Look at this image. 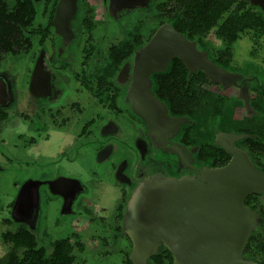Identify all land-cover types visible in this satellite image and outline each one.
Listing matches in <instances>:
<instances>
[{
	"label": "flooded vegetation",
	"instance_id": "obj_1",
	"mask_svg": "<svg viewBox=\"0 0 264 264\" xmlns=\"http://www.w3.org/2000/svg\"><path fill=\"white\" fill-rule=\"evenodd\" d=\"M255 1L246 0L244 10L264 17V0ZM60 2L0 0L13 33L5 36L3 43L11 45L0 52V61L15 55L34 60L26 71L27 86L20 90L17 77L0 67V146L9 149L0 155L9 162L8 170L25 177L16 184L10 215L0 218V250L10 246L0 264L14 248L6 235L20 231L32 233L36 248H45L47 254L58 241L68 240L77 259L75 245L78 250L84 247L70 236L80 235L76 229L83 230L82 237L94 236L102 252L110 249L111 241L123 239L127 263L135 264L130 255L133 241L123 224L132 190L153 174L199 177L206 166H224L232 157L217 139L236 131L219 127L221 118L203 121L200 102L193 113L172 110L169 96H215L232 111V120H247L258 101L264 108V68L250 62L236 65L240 63L234 43L239 37L229 43L219 34L218 24L207 33L173 25L218 70L210 76L204 68L191 70L182 58L173 56L163 70L138 80L135 54L162 24L170 23L174 0H149L147 5L117 10L111 9L110 0H71L65 9H59ZM228 14L224 12L219 23ZM154 15L167 17L155 23ZM249 30L264 34L252 28L240 34ZM252 67L258 71L251 73ZM3 80L10 83L12 93L2 86ZM232 87L238 94H229ZM138 94L148 101L147 109H157L158 123L152 125L140 116L139 99L134 98ZM164 105L170 120L186 119L172 127ZM241 106L249 109V116L236 115ZM240 139L231 144L247 151ZM21 154L25 155L21 160L15 158ZM3 169L0 164V172ZM29 180L37 181L40 197L35 227L30 223L33 214L26 220L14 215L18 194ZM113 195L116 207L109 214L105 202ZM44 201L54 208L52 221L46 214L43 219ZM12 224L17 225L15 230ZM52 230L56 237L47 241ZM24 250L17 254L23 257Z\"/></svg>",
	"mask_w": 264,
	"mask_h": 264
},
{
	"label": "water",
	"instance_id": "obj_2",
	"mask_svg": "<svg viewBox=\"0 0 264 264\" xmlns=\"http://www.w3.org/2000/svg\"><path fill=\"white\" fill-rule=\"evenodd\" d=\"M70 2L61 0L59 9H65ZM148 2L110 0V7L117 10ZM173 56L182 58L191 70L204 68L210 76L218 70L205 54L197 51L194 42L166 22L135 54L136 78L163 70ZM7 82L3 80L2 86L11 91ZM35 82L36 75L32 86ZM134 98L139 99L136 110L140 116L152 125L158 123L157 109L152 106L147 109L149 103L140 94ZM153 99L159 101L157 97ZM164 109L172 127L186 119L170 120L165 105ZM244 136L229 133L218 137L217 143L232 155L224 166H206L199 177L153 174L132 190L123 224L133 241L130 255L135 264H148L150 256L162 246L171 251L174 264H262L243 255L260 218V213L246 204V198L251 193L264 194V171L254 164L247 151L231 144ZM35 183L27 181L14 206V215L19 220L34 215L30 222L33 227L40 210Z\"/></svg>",
	"mask_w": 264,
	"mask_h": 264
},
{
	"label": "trees",
	"instance_id": "obj_3",
	"mask_svg": "<svg viewBox=\"0 0 264 264\" xmlns=\"http://www.w3.org/2000/svg\"><path fill=\"white\" fill-rule=\"evenodd\" d=\"M246 0H174L173 14L170 15V23L174 26H191L193 31L207 33L216 24L219 25V34L225 37L229 43L235 41L245 28H252L264 32V17L252 10L245 11ZM224 12H229L226 18L219 23ZM8 18L5 10L0 8V52L9 49L11 45L5 36L13 34L9 30ZM171 109L180 110V113H193L194 106L200 102L202 107L201 118L203 121L221 118L219 127L230 126L236 133H245L239 142L246 147L254 164L264 171V108L260 101L254 107V111L247 120H232V111L225 109L215 96H169ZM194 115H192L193 117ZM200 117L197 119L199 120ZM263 126V128H262ZM221 148V147H220ZM263 157V158H262ZM228 160V159H227ZM225 160L222 164H226ZM263 193H251L246 198V204L260 213L257 226L244 248L245 258L264 264V206L259 204L257 198ZM24 232V233H23ZM6 238L14 243L10 255L1 264H72L76 259L73 247L68 240H60L50 254L45 248H36V240L32 233L27 231L6 235ZM24 250L23 257L17 253ZM129 261L132 263L131 258ZM174 264L171 251L162 246L149 258V264Z\"/></svg>",
	"mask_w": 264,
	"mask_h": 264
},
{
	"label": "rangeland",
	"instance_id": "obj_4",
	"mask_svg": "<svg viewBox=\"0 0 264 264\" xmlns=\"http://www.w3.org/2000/svg\"><path fill=\"white\" fill-rule=\"evenodd\" d=\"M137 12H135L136 14ZM132 15V13H130ZM167 16H156L154 15V21L155 23L160 22L161 20L166 19ZM212 39V34L210 35ZM234 50H235V58L237 60L236 65L246 66L248 62L254 64L256 67H260L261 70L264 68V34L258 35L254 34L253 30H249L247 32H244L239 35V38L234 43ZM3 60V58H1ZM1 60V61H2ZM0 61V67L3 69H7L11 71L16 77H17V86L16 88L23 89L27 86L28 83V69H31L33 66V59L24 58L22 55H15V56H9L2 62ZM258 70L254 67L250 69L251 73H256ZM227 92V90H225ZM230 95H236L238 94L239 90L237 88H230L228 90ZM22 93V92H21ZM250 94H254V92L251 90ZM250 111L247 109V107L241 106L237 108L236 115L238 117H244L249 116ZM3 149V151L1 150ZM9 149L5 146H0V153L1 152H7ZM20 157H15L19 160L23 158L25 155L21 154ZM0 155V164L4 166V169L0 172V218L6 217L10 215V208H9V202L13 199L14 196H16L17 187L16 184L21 183L25 177L23 175H19L16 173H13V171L8 170L9 169V162L6 161L4 158ZM91 163H94L93 155L90 158ZM10 168H13V165H10ZM115 195L111 196L110 199L106 200V206H107V212L109 214H113L115 207H116V201H115ZM257 201L259 204L264 206V194L259 195L257 198ZM43 202L42 208H43V219L45 220V214L48 217L49 221L53 220L54 217V208L48 207ZM128 212V200L125 204L124 208V215ZM43 220V221H44ZM17 228V225H11V229L15 230ZM124 228L126 226L124 225ZM52 229V228H51ZM101 230V228H100ZM1 231V227H0ZM53 231V236L46 238L47 241H49L52 238L56 237L55 230ZM76 231H79L78 234L74 233L70 235L73 239L74 243L82 242L83 243V249L78 250V245H75V250L77 252V259L73 264H128L126 260V256L124 255L126 253L125 251V245L126 242L121 239L117 242L111 241L110 242V249L108 251L104 250L99 251V245L96 241V238L92 235H88L87 237L81 236V231L76 229ZM55 233V234H54ZM59 237V236H58ZM10 246L3 245L0 250V257L3 256L7 251H9ZM174 263V262H173ZM168 264V261H167Z\"/></svg>",
	"mask_w": 264,
	"mask_h": 264
}]
</instances>
